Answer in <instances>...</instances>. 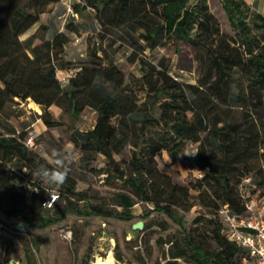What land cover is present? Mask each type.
Returning a JSON list of instances; mask_svg holds the SVG:
<instances>
[{"label": "trees", "instance_id": "obj_1", "mask_svg": "<svg viewBox=\"0 0 264 264\" xmlns=\"http://www.w3.org/2000/svg\"><path fill=\"white\" fill-rule=\"evenodd\" d=\"M57 1L0 0V112L15 98L23 102L30 99L41 107L44 125L54 127L60 123L54 116L68 113L77 117L84 107L92 108L96 113L93 127L78 138L72 137L73 143L85 155H104L115 177L130 187L137 200L151 204L150 212H161L179 225H183V214L191 206L190 186L178 184L161 172L156 156L165 151L173 157L185 144L196 145L190 171L193 175V168L199 167L203 176L198 179L193 175L192 188L199 199L207 198L212 204L206 217L217 249L206 251L188 231L185 245L197 264H241L246 251L222 233L216 210L227 204L241 214L245 210L243 195H264V14L246 0H220L234 30L228 36L220 30L207 0H78L70 5L71 12L81 15L86 8L95 10L102 32L93 42L88 41V59L73 67L64 58L68 35L58 31L51 38L44 37L48 30L41 22L44 8ZM37 23L30 35L20 38ZM123 26H134L150 50L177 40L203 51L205 59L197 83H188L172 77L162 58L152 62L139 48L132 47L128 57L140 63L137 81L146 91V100L139 129L126 132L115 126L113 118L131 114L137 107V96L127 90L121 68L113 61H103L97 40ZM65 29L80 35L73 22ZM58 70L67 71L65 82L57 76ZM96 78L112 84L115 93L96 89ZM155 109L158 116L153 114ZM126 144L130 148L129 174L119 168L113 156ZM0 155V168H4L0 190L19 197L18 205L4 208L0 204L7 219L18 216L26 226L40 229L62 221L68 213L132 217L123 211L104 212L90 204L86 192L67 179L61 187L54 186L57 197L68 199L65 204L46 208L42 205L45 199L35 203L37 194L27 198L21 188L10 183L5 162L17 157L20 164L15 169H25L26 174L52 165L28 149L15 133L0 132ZM246 177L255 188L243 183ZM32 183L40 186L39 182ZM72 196L83 202L82 208L73 204ZM134 196L118 192L115 203L129 209L137 201ZM202 219L199 216L194 222ZM171 254L177 258L183 250Z\"/></svg>", "mask_w": 264, "mask_h": 264}, {"label": "rangeland", "instance_id": "obj_2", "mask_svg": "<svg viewBox=\"0 0 264 264\" xmlns=\"http://www.w3.org/2000/svg\"><path fill=\"white\" fill-rule=\"evenodd\" d=\"M78 0H59L50 3L44 8L45 14L41 22L48 25L44 34L45 38L58 32L64 31L69 42L64 58L69 60L73 67L85 62L87 57L88 41L93 42L98 33L102 32L96 21L95 10L86 8L82 14L74 15L70 5ZM194 1V0H193ZM210 11L218 20L220 30L226 35H233L227 15L224 12L220 0H207ZM73 22L80 30L77 35L65 29V25ZM38 23L29 29L20 38L24 39L37 27ZM134 26H123L117 30L107 31L103 38L98 37V53L103 55L105 63L113 61L125 75V86L131 94H136L137 107L127 116L113 118L115 126L123 132L138 130L144 113V101L146 91L137 81L141 75L140 63L129 60L132 47H137L152 62L162 58L168 66L169 74L181 81L197 83L202 74V65L205 61L204 52L193 49L188 44L173 40L163 48L150 50L139 38V31ZM141 55V54H140ZM72 67V68H73ZM57 76L63 80L67 76L66 70H58ZM94 87L101 92L114 94L115 88L103 78H96ZM235 92L233 85L232 96ZM42 109L30 99L23 102L15 98L8 102L0 112V132L3 134H20L22 141L33 137L34 145L28 147L36 152L45 162L53 166L54 153L71 155V163L68 168L67 181L86 192L87 201L99 206L104 212L131 214L130 219H121L114 216L102 217L96 215L78 216L68 213L66 217L55 224L45 228H30L20 217L7 219L0 211V264H95L98 257H113V264H197L190 255L185 245V231L206 251L217 249V245L211 235V225L208 223L206 214L211 212L212 204L206 198L199 199L197 192L192 188L194 178L190 171V154L196 145L185 144L182 150L175 156L170 157L165 151L156 156V164L161 172L169 174L171 179L178 184L190 186L189 210L183 214V225L172 221L165 214L151 211V204L137 200L130 187L115 177L113 166L107 163L104 155L90 153L83 154L72 137H80V134L93 127L95 111L86 106L73 116L63 113L59 125L46 127L40 118ZM154 115H159L155 109ZM151 135V132H146ZM81 142V139H79ZM119 168L126 174L130 173L129 159L130 148L126 144L117 153L113 154ZM1 158V155H0ZM20 162L17 157H12L5 162L8 168L10 183L21 188L28 198L31 194H37L35 203L48 199L53 194H58L54 186L43 184L34 172L25 173V169L18 171L15 166ZM4 168H0V175ZM15 180L16 184L12 181ZM39 182L40 186L32 182ZM118 192L128 193L137 200L129 209H123L117 205L115 194ZM18 196L4 193L0 190V204L4 208L18 205ZM68 199L56 197L51 207L65 204ZM73 204L82 208L83 202L77 196L70 197ZM149 212L148 215L144 213ZM202 216V220L195 223V218ZM7 219L6 222L1 220ZM138 220L143 222L141 229H133L132 224ZM20 223L26 228L21 231L15 228ZM184 228V229H183ZM46 237L39 243L38 248L32 241L33 238ZM183 250L182 256L173 258L171 252ZM119 256V257H118Z\"/></svg>", "mask_w": 264, "mask_h": 264}, {"label": "built area", "instance_id": "obj_3", "mask_svg": "<svg viewBox=\"0 0 264 264\" xmlns=\"http://www.w3.org/2000/svg\"><path fill=\"white\" fill-rule=\"evenodd\" d=\"M65 82V79H63ZM27 147L34 145L33 137L23 141ZM195 150L190 154V159L195 158ZM193 175L196 178L203 176V170L199 167L193 168ZM246 185L255 188L250 177L243 180ZM42 202L46 208L51 207L57 195H52ZM245 198V210L241 214L234 213L227 204L218 206L216 212L222 225V233L225 237L245 249L246 254L241 264H264V195L254 197L243 195Z\"/></svg>", "mask_w": 264, "mask_h": 264}, {"label": "clouds", "instance_id": "obj_4", "mask_svg": "<svg viewBox=\"0 0 264 264\" xmlns=\"http://www.w3.org/2000/svg\"><path fill=\"white\" fill-rule=\"evenodd\" d=\"M52 163L53 166L51 168L42 166L36 169L34 175L40 178L41 183L59 188L67 179L68 168L71 163V155L54 153ZM49 195L53 199L50 193Z\"/></svg>", "mask_w": 264, "mask_h": 264}, {"label": "water", "instance_id": "obj_5", "mask_svg": "<svg viewBox=\"0 0 264 264\" xmlns=\"http://www.w3.org/2000/svg\"><path fill=\"white\" fill-rule=\"evenodd\" d=\"M12 182H13L14 184H16V181H15V180H13ZM1 220H2L3 222H6V221H7L6 219H2V218H1ZM142 227H143V222H142L141 220H138V221H136V222H134V223L132 224V228H133V229H141ZM15 228L18 229V230H21V231H25V230H26V228H25L24 226H22L20 223H16V224H15ZM45 239H46V237L33 238L32 241H33V243H34V245H35V248L37 249L38 246H39V243L42 242V241L45 240ZM9 264H13V263H9Z\"/></svg>", "mask_w": 264, "mask_h": 264}, {"label": "crops", "instance_id": "obj_6", "mask_svg": "<svg viewBox=\"0 0 264 264\" xmlns=\"http://www.w3.org/2000/svg\"><path fill=\"white\" fill-rule=\"evenodd\" d=\"M246 1L251 5V7L255 11L264 14V0H246Z\"/></svg>", "mask_w": 264, "mask_h": 264}, {"label": "bare ground", "instance_id": "obj_7", "mask_svg": "<svg viewBox=\"0 0 264 264\" xmlns=\"http://www.w3.org/2000/svg\"><path fill=\"white\" fill-rule=\"evenodd\" d=\"M95 264H113V257L110 255L107 258L98 257L95 260Z\"/></svg>", "mask_w": 264, "mask_h": 264}]
</instances>
